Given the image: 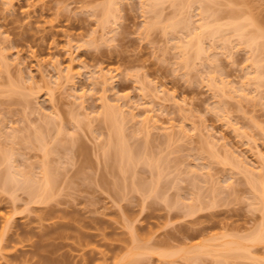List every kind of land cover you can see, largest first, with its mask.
Instances as JSON below:
<instances>
[{
	"label": "rangeland",
	"instance_id": "obj_1",
	"mask_svg": "<svg viewBox=\"0 0 264 264\" xmlns=\"http://www.w3.org/2000/svg\"><path fill=\"white\" fill-rule=\"evenodd\" d=\"M144 2L0 0V151L25 174L38 175L43 161L57 172L55 198L28 208L22 191L15 192L13 207L8 187L4 192L0 183V228L1 216H11L14 232L30 231L12 244L21 259L30 257L40 235L66 224L68 238L63 245L59 240V260L64 257L66 264H82L86 256L89 264H225L215 244L239 237L251 255L236 254L240 257H228L227 264H264V244L242 239L264 218L248 181L254 175L243 172L247 167L252 171L246 173L259 177L257 158H264V38L256 41L262 44L256 51L223 26L222 37L218 32L214 39L204 38L206 55L190 56L184 66L178 45L189 40L186 30L162 28L174 18L197 27L202 4L219 23L233 12L239 20H253L245 31L264 35V0L161 1L155 6L161 11L155 25L158 14L145 11ZM109 5L115 12L106 16ZM258 69L256 87L257 81L251 85L247 80ZM100 72L111 76L108 84L101 83ZM221 81L233 88L222 89ZM102 97L108 105L134 112L138 120L151 115L161 130L144 137L134 133L136 123H127L121 137L111 134L114 139L108 141L111 129L103 122ZM166 133H173L172 140ZM38 138L49 150L47 157ZM146 138L149 145L144 146ZM119 139L126 148L151 156L153 170L140 159L135 175H125L112 158L114 169H109L103 151ZM237 161L242 169L235 167ZM49 211L50 217L45 215ZM80 232L91 236L86 246L78 247ZM202 242L218 247L216 253L211 254L212 246L196 254L194 246ZM12 245L0 250V264L15 263L2 258Z\"/></svg>",
	"mask_w": 264,
	"mask_h": 264
},
{
	"label": "bare ground",
	"instance_id": "obj_2",
	"mask_svg": "<svg viewBox=\"0 0 264 264\" xmlns=\"http://www.w3.org/2000/svg\"><path fill=\"white\" fill-rule=\"evenodd\" d=\"M161 1H163V3H165L167 0H145V2L142 4V5H145V3L147 2V5H145V7H143L145 9V11L154 12L155 14H158V15H155L157 17L155 18V21L151 25H155L156 23H159L156 19H158V17H160L159 14L161 13V11H158V7H156V9H155V6L161 4L160 3ZM199 6H200L199 7V9H200V13L199 14L201 15L200 16L201 19L199 20L200 23H199V25L197 27L191 28L190 27L191 25H189V23H190L189 20L188 21L187 20L184 21L185 18H183L182 20L181 19H177L176 21H174L175 18H174V20L171 19L172 21L171 20L169 21L170 22L169 25L167 23L165 26H162L163 29H164V27H165V29H167L169 27L170 29H172V31H174V30L176 31V29H178V28H180L181 30H186L185 32H186V35L189 38V40L187 39L185 42L179 41V45H178V48L183 49V50H181V52L183 51L182 52V54H183L182 58H183L184 66H187L189 64L188 62H189V60L191 58L192 59H194V58L199 59V58H202L204 54L206 55V52H205L206 49L203 47L204 46L203 45L204 38H207L209 40L214 39L215 35H217L218 32L220 33L218 36H221V31H222L221 29H222L223 26H225L227 29L230 28L232 30L231 31L230 29H228V30L231 31V33L233 32L232 33V36L234 35L233 37L236 36V40H237V38H239V43H243L244 45L246 44L245 46H247V47H248V45H249V47L252 45L251 48L254 45V46L257 47V49L254 47V50L255 49H256V51L260 50V48L262 47V44H260L258 42L256 43V41L258 40V38H261V37L264 38L263 37L264 35H262V33L259 35L260 31H258L257 35H255V34L253 35L252 34L253 32L251 33V32L245 31L246 28L253 27V26H251V25H253V20H251L250 18L246 19V17H244L243 19L241 18V20H239L240 17L238 15H234L235 13H233V12L231 13L230 12L229 13L230 18H228L226 23H219L220 19L216 18V15H214L215 13H213V11L211 12V10L208 7H202V4H200ZM178 7L181 8V5H179ZM201 7H202V9H201ZM147 9H149V11ZM152 9H155V10H152ZM179 10H178V13L181 14L180 13L181 11L179 12ZM114 12H115L114 8L111 7V5L106 7V10L104 9V13H105L106 16H108L109 14H113ZM156 12H158V13H156ZM212 18H214V19H212ZM181 21H183V22H181ZM239 21H244V23L240 22L241 23L240 24ZM181 26L183 28H181ZM176 27H178V28H176ZM165 29H164V31H165ZM226 39H224L223 42H225ZM188 53L190 55H188ZM190 56H191V58H190ZM208 61L210 63L212 62L211 60H208ZM253 61H252V65L257 69L258 68V63H255V62H257V60H253ZM68 71H70V69H68ZM257 71H259V69L255 71V75H254V72H253V75L251 77H249V79L247 81H249V83L251 85L252 84L254 85L255 82L257 81L255 86L259 87V84H260V82H259V80H260L259 74L261 72H259V74H258ZM99 78H100L101 83L103 85L108 84L109 81L111 80V76L108 73H105V72H103V73L100 72ZM210 78L213 81V78L212 77H210ZM251 80H254L255 82L253 81L251 83ZM249 83L247 82V85ZM211 84H212V82H211ZM221 84H222L221 88L223 89V88H226L230 83L221 81ZM216 88H218V87L215 86V91L219 92L220 89L218 88V90H216ZM230 88L231 87L229 85V89ZM222 89H221L220 92H223ZM242 91L243 90L241 89L240 92H242ZM243 92L241 93L242 95L244 94ZM105 100H106V97H102L101 98L102 106L104 107L103 108V110H104L103 122L107 121V124L110 127V129H111L110 130L111 132L109 134L110 140L108 139V141H112L114 139V138L113 139L111 138V134H112V137H117V135L118 136L120 135V137H121V135L123 134V131H124L122 129V127L124 128L127 123H133V125L136 123L135 124V126H136L135 130L136 131H134V133L139 131L138 133L142 134L144 137L146 136V134L149 137L150 131L160 129L159 126L156 127L157 123L151 117V115L150 116H146L145 118H143L141 120H138V116L135 115L134 112L126 111V110L124 111V108H122L123 107L122 105H118V104L108 105ZM118 100H120V98H118ZM81 101L79 102L80 104H81ZM83 106L84 105H82L80 107H83ZM136 116H137V118H136ZM45 119H48V118H45ZM48 120H47V124H50V123H48ZM129 121H131V122H129ZM49 122H50V120H49ZM137 123L139 124L138 127H137V125H138ZM154 123L156 124V126H155ZM155 127H156V129H155ZM38 133L42 134L41 132H37V134ZM37 134H36V137H40L39 135L37 136ZM113 134H115V136ZM165 135L166 136H164V137L166 138L167 141L172 140L173 133H169V134L166 133ZM9 137H11V136H9ZM33 137H35V135H33ZM40 138H42V140H43L44 136L41 135ZM40 138H38L37 140L34 139L35 142L38 141V140H39V142H37L38 144L40 142H42V140ZM147 139L148 138L145 139V143L146 144L144 146L149 145V142H146ZM31 140L28 139L29 142ZM43 141H45V138H44ZM117 141H118L117 145L114 144L111 147L109 146L111 144H109V142H108V144H107L108 148H105L103 153H104V158L106 159V161L109 162L110 158L113 159V160L111 159V161H113V162H114V159H115V163L118 161V163H116V166H117L118 169L120 167H122L121 170H119L120 172L123 171V172H121L122 174L124 173L125 175H127V173H131V172H132L131 174H134L133 168H134V166L137 163L136 161L143 162L140 159H143V160L145 159L144 160V164H146L147 166L149 165L148 167L151 170H153V166L152 165H153V163L155 164V162H154V160L152 159L151 156L147 155L148 157L146 156V158H145V156L141 155V151H139V149H136V147L133 149V146L132 147L131 146H127V148H126V145H124L125 144L124 141H121V139H119ZM119 142H120V144H119ZM43 143L44 142H42V146H40L41 145V143H40L38 147L39 148L43 147L45 157H47L48 153H49L48 152L49 150L47 149V146H45L46 141H45L44 144ZM129 147H131V148H129ZM46 149H47V151H46ZM107 149H108V151L106 152ZM135 149L138 150L139 152L135 151ZM45 151L47 152V155H46ZM4 152H5L4 150H2V153L0 151V154H2L1 158H0L1 159L0 162L2 164H3L4 161H6L8 163L9 159L11 161L13 160V158H11V155L9 156V154H7L6 152L4 153ZM117 156H118V160L116 158ZM2 158H4V160ZM108 158H109V160H107ZM147 160H150L148 162H150L151 165L146 163ZM152 160H153V162H152ZM11 161H10L9 165L4 162V164H5L4 168L5 169H3V170H5V171L3 172V170H2L0 172V180H1L0 183H1V188H3L4 192H5V188L8 187V191L9 192L6 189V193L11 195V197H10V195H8V196L10 198H12L11 199L12 200L11 204H12L13 207H15V201L17 200V198H15V195H17L15 193L16 191L17 192L18 191H22L24 194L27 195L28 201L25 202V204H26L25 207L26 208H28L30 204H37V205L38 204L39 205L40 204H47L50 200H53L55 198V197H51V195H53L52 192L55 189L54 187H55L56 183L54 182L55 181L54 177L56 176V181H57V172H55V170H54V174H53V169H51L50 164L48 163V161H47L46 165H45L46 161H43V163L40 164L41 166L39 165V169H41V171H40V173L38 175L35 174L36 177L33 176L34 174H32V173H31V175L30 174H25L22 171H20L18 168H14L15 166H13V161H12V163H11ZM111 161H110V168H109V166H108V168L109 169L112 168L111 170L113 171L114 167H111L112 166ZM257 162H260V164L258 163V165H259L260 170L262 169L261 170L262 174H260L261 172L258 174L259 177H257V174L255 175L252 172H250L251 175H250V173H246V172H249V171H252V170L251 169L248 170V168L247 167H243V165H242V167L244 168L243 172L245 174H247L249 177H251L252 175L257 177V178H254V176H252L254 182L251 180V178H249L248 181H249V184L252 185V187L254 186V188L251 187L253 192L256 190L255 193H254L255 197H257L256 194L258 195V199L259 200H257V204L259 202L260 207L257 208V209L259 210L260 214L263 213V215H264V158L261 157V156H258ZM236 163H235V167L237 165V167L242 169L241 164H240L241 161H237ZM129 170H131V171H129ZM157 171H158V175H159V170H157V166H156V173H157ZM53 175H55V176L53 177ZM53 183H54V185H53ZM114 184H115V186L117 185L116 183H114ZM136 185L139 186L138 183ZM132 186H133V188L135 190H138V189H136V187H134V184H132ZM141 189L142 188H140L139 190H141ZM54 191L56 192V189ZM199 208L201 209V206H199ZM51 212L53 214V211H51ZM190 212H193L192 208H190ZM49 214H51L50 211L47 212L45 215H49ZM1 217H2V225H1V228H0V250H4L5 248L9 247L10 245L15 244L16 241L17 242H19V240L21 241L22 240L21 237H23L24 235L26 236V234L29 233L30 231L28 229H26V230L23 229V231H26V232H22V229H21L20 233L14 232L12 230L13 226L11 225V221H12L13 218L11 216H9V217L1 216ZM48 217H50V215ZM261 217H264V216H261ZM69 219L72 220L73 218L69 217ZM262 223L264 224V218H263L262 222L259 223V225L256 226V227L259 226L258 229L255 227L254 228L255 230L253 229L251 232L246 234V236H244L242 238L243 241L248 242V243H252V245H258V243L259 244H262V243L264 244V225ZM261 224H262L263 227L261 226ZM59 225H60L59 227H57V228L52 227L51 231H49L50 230L49 229L47 232H45L42 235H40V239L38 238L39 241L36 242L37 244H35V243H34V245L31 244V246L34 248V251L32 252V254L30 255L29 258H26V259L19 258L20 256L16 255L17 252L19 251V249L15 245H12L11 246L12 247L11 250L8 251L7 254L3 255L2 258H8L11 261H14L15 262L14 264H18L17 262H19V264H23V263H26V264H66V263H64L65 262L64 261V257L62 258V260L64 262L62 260H59V258H60V255H61L60 254V249H61L60 245L62 243V239L64 240V238H65V240H66L68 238V236L66 238V235L64 234L65 230H67L68 226L66 224L65 225L59 224ZM253 231H255V232H253ZM77 236H79V245H78V247L80 245L82 247V245H83L82 243L85 244L83 246H86L85 241H88V238L91 239V236H88L84 232H80V234L78 233ZM221 238L222 237H220L218 239H221ZM214 239L215 240H213V238H211V241H216L217 240L216 238H214ZM239 239H241V238L239 237ZM239 239H238V242H235V240H234V242H233V240H231L230 242L229 241L228 242L224 241L225 243L221 244V247L219 246L220 243L215 244V246L218 245V247H219V250H217V253H218V251H221L222 252L221 255H223V257L221 258V257H219L217 255L216 256L221 258V260H222L223 258H227L228 259V257H230V259L231 258H239L240 255H242V257H240V258H245L246 259V257H248L249 254L251 253L250 252V248H248V246L246 244H244V242L242 243V241L239 240ZM59 240H61V243H60ZM203 243L204 242H202V244H199V243L195 244L196 246H194V251H195L196 254L203 253L207 249L208 250H212V249H209V247H212V246H213V251L211 252V254L212 253H214V254L216 253V249H218V247H214V244L206 245V243L205 244H203ZM209 243H212V242H209ZM62 245H63V243H62ZM207 252H209V251H207ZM236 254H240V255H236ZM1 256H2V254H1ZM62 256H64V255L62 254ZM80 257H82V254H81ZM86 257L80 259L82 264H89V261H90L91 258L90 259L89 258L86 259ZM88 257H90V256H88ZM227 259H226V263L224 262L225 264H227ZM76 264H80V261L76 262ZM113 264H115V261L113 262Z\"/></svg>",
	"mask_w": 264,
	"mask_h": 264
}]
</instances>
